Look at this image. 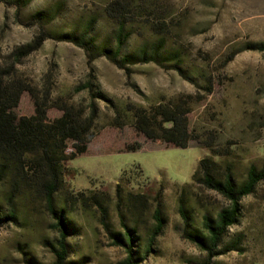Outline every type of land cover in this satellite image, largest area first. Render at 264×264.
I'll use <instances>...</instances> for the list:
<instances>
[{
    "label": "rangeland",
    "instance_id": "rangeland-1",
    "mask_svg": "<svg viewBox=\"0 0 264 264\" xmlns=\"http://www.w3.org/2000/svg\"><path fill=\"white\" fill-rule=\"evenodd\" d=\"M59 1L64 3L65 13L56 21L58 26L71 28L81 16L103 12L100 35L110 34L113 18L108 16V8L117 0H33L21 13L27 15ZM146 1L155 4L161 19L178 28L191 62L212 76V93H205L179 71L153 62L134 65L132 73L106 57L90 63L83 48L55 39L46 40L38 50L18 61V48L34 39L40 27L19 17L17 6L6 1H0V67L15 69L17 76L46 101H70L76 105L96 101L100 128L112 120L118 107L194 101L195 125L213 132L216 147L237 162L239 179H243L252 163L264 164V51L241 50L250 42L264 43V0ZM137 20L153 24L157 18L144 14ZM145 33L134 34L130 48ZM233 51L239 52L226 63ZM22 97V111L27 112L32 98L28 92ZM138 139L145 144L140 150L107 152L105 147H92L89 153L65 162L66 185L58 192L57 200L68 208L81 229L79 235L69 239L74 251L71 258H86V264H124L127 249L113 243L97 209H86L68 200V196L91 190L109 192L110 219L114 228L121 230L115 192L123 171L128 170L127 191L148 192L150 184L165 185L166 226L140 264H204L208 251L185 235L186 229L193 228L188 227L180 212L179 188L192 181L199 160L209 152L195 143L186 148L166 147L145 142L144 135ZM241 204L242 215L226 237L230 241L239 234L240 246L229 251L226 244L221 245L210 264H264V180ZM229 205L221 193L194 186L188 194L189 222L204 230L203 216H216ZM153 210L154 206L145 222L140 223L143 237L152 224ZM21 220L0 225V264H31L30 259L35 264H55L52 247L44 242H56L54 218L44 206L35 204L25 209ZM19 243L26 245L22 248Z\"/></svg>",
    "mask_w": 264,
    "mask_h": 264
},
{
    "label": "trees",
    "instance_id": "trees-1",
    "mask_svg": "<svg viewBox=\"0 0 264 264\" xmlns=\"http://www.w3.org/2000/svg\"><path fill=\"white\" fill-rule=\"evenodd\" d=\"M0 1L13 2L19 17L40 27V33L34 39L18 48L15 53L18 61L38 50L46 40L55 39L83 48L90 63L106 57L119 68L132 73L134 65L153 62L179 71L183 78L207 94L214 89L212 76L191 62L188 51L180 42L178 28L161 19L151 2L117 0L111 4L108 16L113 18L112 30L102 37L99 28L103 12L81 16L71 28H64L56 22L65 13L62 1L27 15H22V11L33 0ZM144 14L155 16L156 23H139L137 17ZM137 32L146 33L130 48V40ZM241 50L264 51V43L250 42ZM238 52L233 51L226 63ZM90 85L93 87L92 83ZM26 92L32 98L27 112L22 111L21 106ZM194 106V101L173 100L150 106L118 107L112 120L100 128V108L96 101L89 105L46 101L34 87L17 76L15 69L0 67V225L22 222L25 209L40 204L54 218L52 227L58 231L56 242L44 239L52 247L55 264H86V258H71L74 251L69 239L79 235L81 229L68 208L57 200L58 192L66 185L65 162L89 153L92 147H105L107 152L140 150L145 144L138 137L144 135L145 142L184 148L195 143L209 152L199 160L192 181L179 188L180 212L188 227L193 228L186 229L185 235L208 251L204 264L211 263L221 245L226 244L229 251L239 247V234L230 241H226V237L242 215V200L253 194L264 180V164L252 163L244 178L239 179L237 162L216 147L213 132L195 125ZM128 173V170L123 171L115 192L121 230H116L110 219L109 192H80L69 195L68 200L86 209L96 208L113 243L127 249L128 255L123 263L140 264L147 259L166 226L165 185L161 183L155 187L150 184L148 192L141 189L127 191ZM194 186L215 190L230 201V205L218 211L216 216H203L204 230L189 222L188 194ZM152 206L153 221L147 228L146 237H143L140 223L145 222L144 218ZM19 244L22 248L26 245ZM29 262L35 264L31 259Z\"/></svg>",
    "mask_w": 264,
    "mask_h": 264
}]
</instances>
